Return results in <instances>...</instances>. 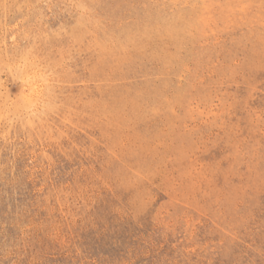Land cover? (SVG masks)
Returning <instances> with one entry per match:
<instances>
[{"label":"rangeland","instance_id":"374dc122","mask_svg":"<svg viewBox=\"0 0 264 264\" xmlns=\"http://www.w3.org/2000/svg\"><path fill=\"white\" fill-rule=\"evenodd\" d=\"M0 264H264V0H0Z\"/></svg>","mask_w":264,"mask_h":264}]
</instances>
